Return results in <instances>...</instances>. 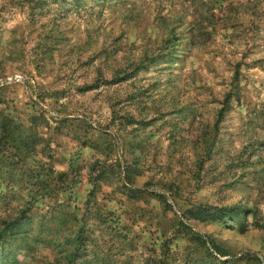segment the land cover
Listing matches in <instances>:
<instances>
[{
	"label": "rangeland",
	"instance_id": "rangeland-1",
	"mask_svg": "<svg viewBox=\"0 0 264 264\" xmlns=\"http://www.w3.org/2000/svg\"><path fill=\"white\" fill-rule=\"evenodd\" d=\"M0 264H264V0H0Z\"/></svg>",
	"mask_w": 264,
	"mask_h": 264
},
{
	"label": "trees",
	"instance_id": "trees-1",
	"mask_svg": "<svg viewBox=\"0 0 264 264\" xmlns=\"http://www.w3.org/2000/svg\"><path fill=\"white\" fill-rule=\"evenodd\" d=\"M210 150H211V149H210ZM210 150H209V152H210ZM125 174H126V175H125L126 184H124L123 187H124V189H126L127 191H132V192H134L133 187L129 186L130 183H131V178L128 176V171H127V169H126V173H125ZM99 178H107V176L105 175V172H104V171H101L97 176H93V177H92V179H93L92 183L94 184V186L96 185V182L99 180ZM201 209H202V210H205V208H201ZM26 211H27V210H26ZM26 211H25V212H26ZM205 211H206V210H205ZM205 211H204V212H205ZM25 212H24V213H25ZM24 213H23V214H24ZM240 213H241V215H243V217H244L245 214H246L244 211H241ZM207 216H208V217H212V218L214 217V216L208 215V213H206L203 219L206 220ZM236 216H237V215H236ZM237 219H238L239 221L242 220V218H240V217H239V218L237 217ZM80 237H81V236H80L79 234H77L76 239H78V238L80 239Z\"/></svg>",
	"mask_w": 264,
	"mask_h": 264
}]
</instances>
